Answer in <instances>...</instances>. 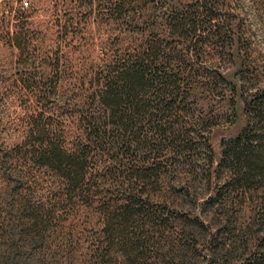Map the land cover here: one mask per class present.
I'll return each mask as SVG.
<instances>
[{
    "label": "rangeland",
    "instance_id": "374dc122",
    "mask_svg": "<svg viewBox=\"0 0 264 264\" xmlns=\"http://www.w3.org/2000/svg\"><path fill=\"white\" fill-rule=\"evenodd\" d=\"M25 1L34 6L28 52L21 56L0 30V246L26 244L29 264H88L108 222L102 203L112 212L132 193L148 209L136 217L147 224V245L126 248L115 224L104 264H257L264 174L251 187L229 182L232 163L223 152L248 126L245 100L264 90V0H140L121 17L110 0H0L3 29ZM177 17L189 18L181 29L189 37H178ZM70 21L76 27L67 39L62 26ZM144 31L159 40L158 64L177 74L183 89L177 112L165 117L176 141L153 132V151L137 145L126 156L106 138L90 155L91 192L61 197L58 173L35 162L29 116L44 108L49 129L73 146L83 137L72 117L77 94H86L110 44H139ZM133 168H153V176L136 180ZM38 207L46 211L33 227L28 216Z\"/></svg>",
    "mask_w": 264,
    "mask_h": 264
},
{
    "label": "trees",
    "instance_id": "16d2710c",
    "mask_svg": "<svg viewBox=\"0 0 264 264\" xmlns=\"http://www.w3.org/2000/svg\"><path fill=\"white\" fill-rule=\"evenodd\" d=\"M87 1L93 5L95 1L101 0ZM137 1L140 0H110L108 8L121 17L127 5ZM159 1L166 3L167 0ZM24 3L26 6L22 3L21 9L14 15L16 18L13 26L10 24L5 29L0 26L2 33L6 35V43L18 49L21 56L30 48L27 37L31 32L29 20L34 10L33 5H29L27 1ZM196 15L197 12L194 16ZM208 16L214 17L213 14ZM187 19L189 18H175L174 25L180 31L178 37L186 38L187 34L181 29H185L190 23ZM190 21L196 24L199 20ZM75 27L76 23L72 21L63 24L62 32L65 38L70 37L73 32L70 29ZM196 30L197 28L194 27L193 31ZM142 35L147 36L139 44H131L124 48L120 44L118 45L121 47L110 44L107 57L102 63H98L97 69L95 65L93 66L96 70L93 80L84 90L86 94H77L74 99L75 104L72 105L73 120L77 121V126L82 130L83 135L78 142L72 144L73 146L63 143L56 135V131L49 129V125L53 123L43 121L49 118L44 116V108H41L39 116L34 113L29 116L32 128L27 137L33 139L29 143H38L33 146L35 162L39 163L40 167L58 173L62 184L61 197L72 200L73 197L91 192L93 178L87 179L89 159L93 148H99L104 143V139H112L120 151L124 150L126 156L135 151L134 146L137 145L141 147L140 149L149 148L153 151L157 147L149 136L153 132L165 140H169V137L174 135L175 140L176 130L171 126H164L167 124L165 117L167 113L173 115L177 112L175 106L181 98L183 89L177 74L158 64L164 51L159 40H155L151 35L148 36L146 31L142 32ZM40 89L41 87L39 91L43 92V89ZM41 100L40 98V104ZM79 100L83 105L76 104ZM245 103L250 116L248 126L238 138L229 143L231 148L224 150L223 159L232 163V168L229 169L231 175L229 182L251 187V184L259 181L264 174V90L258 92L251 100L246 99ZM64 104L71 105L69 102ZM178 137L181 138L180 135ZM190 137L187 136L185 140L189 141ZM144 163H147L146 160ZM153 171V168H148L146 171L134 169L130 177L136 180L150 179ZM122 201L117 203L116 210L112 212L109 210L112 206L110 202L102 203L101 214L108 219V222H103L99 245L88 254L86 260L88 264H104L108 261L110 248L106 249L104 245L107 242L108 245L111 244L115 239L114 233L117 231V228H113L115 224L120 227L119 238L126 248H132L131 250L137 252L147 245L144 232L147 224L141 223L136 217H144L148 209L143 206L138 207L132 193H128ZM24 207L30 210L28 201L25 202ZM41 211L46 209L38 207L35 214H29L28 218L30 222L33 221V227L41 222ZM113 220H116V223ZM260 225L262 230L258 234V247L262 252H259L260 256L256 263L264 264V222ZM25 249L26 244L18 242L1 245L0 264H29Z\"/></svg>",
    "mask_w": 264,
    "mask_h": 264
}]
</instances>
